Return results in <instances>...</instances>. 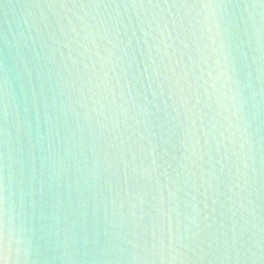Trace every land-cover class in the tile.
I'll return each mask as SVG.
<instances>
[{
    "label": "water",
    "instance_id": "water-1",
    "mask_svg": "<svg viewBox=\"0 0 264 264\" xmlns=\"http://www.w3.org/2000/svg\"><path fill=\"white\" fill-rule=\"evenodd\" d=\"M5 264H264V0H0Z\"/></svg>",
    "mask_w": 264,
    "mask_h": 264
},
{
    "label": "snow or ice",
    "instance_id": "snow-or-ice-1",
    "mask_svg": "<svg viewBox=\"0 0 264 264\" xmlns=\"http://www.w3.org/2000/svg\"><path fill=\"white\" fill-rule=\"evenodd\" d=\"M0 264H5V260L2 256H0Z\"/></svg>",
    "mask_w": 264,
    "mask_h": 264
}]
</instances>
